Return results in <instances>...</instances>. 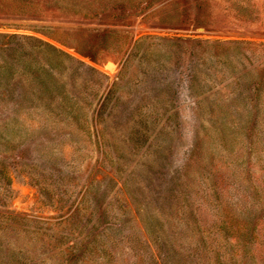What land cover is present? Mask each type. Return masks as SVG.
<instances>
[{
	"label": "rangeland",
	"instance_id": "1",
	"mask_svg": "<svg viewBox=\"0 0 264 264\" xmlns=\"http://www.w3.org/2000/svg\"><path fill=\"white\" fill-rule=\"evenodd\" d=\"M0 264H264V0H0Z\"/></svg>",
	"mask_w": 264,
	"mask_h": 264
}]
</instances>
